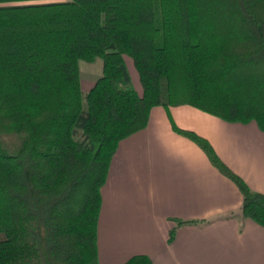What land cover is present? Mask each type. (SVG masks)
Wrapping results in <instances>:
<instances>
[{
  "label": "trees",
  "instance_id": "16d2710c",
  "mask_svg": "<svg viewBox=\"0 0 264 264\" xmlns=\"http://www.w3.org/2000/svg\"><path fill=\"white\" fill-rule=\"evenodd\" d=\"M97 59L84 93L79 62ZM182 104L264 130V0H0V264H100V189L118 142L152 107ZM172 128L264 227V193L206 138Z\"/></svg>",
  "mask_w": 264,
  "mask_h": 264
},
{
  "label": "crops",
  "instance_id": "0c3cea01",
  "mask_svg": "<svg viewBox=\"0 0 264 264\" xmlns=\"http://www.w3.org/2000/svg\"><path fill=\"white\" fill-rule=\"evenodd\" d=\"M172 122L206 138L248 187L264 193V130L255 121H226L188 104L154 106L110 159L100 189L98 262L144 254L152 264H264V227L243 218L237 186Z\"/></svg>",
  "mask_w": 264,
  "mask_h": 264
},
{
  "label": "rangeland",
  "instance_id": "374dc122",
  "mask_svg": "<svg viewBox=\"0 0 264 264\" xmlns=\"http://www.w3.org/2000/svg\"><path fill=\"white\" fill-rule=\"evenodd\" d=\"M33 2V1H29ZM126 67L131 78L133 86H137L141 93V86L139 83V77L135 67L133 66L132 60L129 57H125ZM79 71H80V85L82 92H88L94 85L97 78L102 74V62L100 59H97L95 62H79Z\"/></svg>",
  "mask_w": 264,
  "mask_h": 264
}]
</instances>
